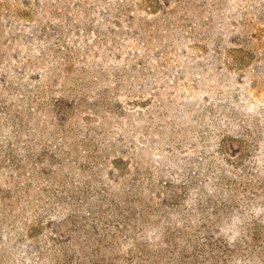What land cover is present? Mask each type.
<instances>
[{"label":"rangeland","instance_id":"374dc122","mask_svg":"<svg viewBox=\"0 0 264 264\" xmlns=\"http://www.w3.org/2000/svg\"><path fill=\"white\" fill-rule=\"evenodd\" d=\"M0 264H264V0H0Z\"/></svg>","mask_w":264,"mask_h":264}]
</instances>
